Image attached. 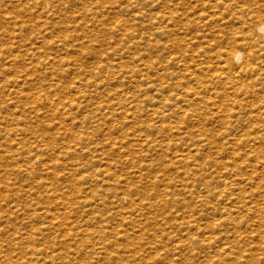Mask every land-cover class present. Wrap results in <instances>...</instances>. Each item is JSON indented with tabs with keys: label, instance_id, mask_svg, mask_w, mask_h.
<instances>
[{
	"label": "rangeland",
	"instance_id": "rangeland-1",
	"mask_svg": "<svg viewBox=\"0 0 264 264\" xmlns=\"http://www.w3.org/2000/svg\"><path fill=\"white\" fill-rule=\"evenodd\" d=\"M72 1L75 2L0 0L1 250L8 247L6 240L14 238L15 235L26 233L29 235V232L30 236L45 237L44 242L40 240L43 244L38 242L35 246L44 247L46 250L48 248L43 246L46 245V238L56 241L59 238V248L56 250L59 254L53 260L56 264H112L102 258L97 260V263H93L91 256L96 254L89 255L88 262H74L70 259L71 252L85 251L124 254L138 252V256L143 252L139 256L140 260L123 258L121 262L115 264H132L136 261H142L140 264H153L151 259H146L144 252H165L161 254L162 259H155V262L159 264L163 262L164 264H221V262L236 260L242 264H254L251 258H255L256 264H264V241H262L264 229L260 227L264 223V210L254 211L255 207L259 208L258 204H261L263 200L259 192L253 190V184H248L260 181L261 176L260 173L257 174L258 172L249 169L247 165V161L251 160L250 156L258 149L257 147L252 150L253 146L261 144L264 147L262 144L264 143L262 138L264 137V97L263 99L261 97V93L264 92V83L250 79L255 71L243 76L246 85L243 86L244 88H239V91L237 89L235 94H232L231 88L225 86L224 90L221 88L222 92L221 89L216 88L214 91L216 94L210 87L207 90L203 88V92H201L202 88H198L201 90H198L200 91L198 96L201 93L199 98L203 96L202 99L207 101L196 98V103L193 102L188 106L186 103H176V107L164 109L163 113L168 112L169 115L162 116V119L159 117L157 119L154 115L152 117L150 112L134 108L133 105L130 106L134 103L140 104L143 95L133 97L131 103L127 102L131 91L137 93V90L142 88V81L153 85L164 80V73L168 71L164 67L173 69V73L179 79H185L182 77L185 75L184 70L180 69L182 67L166 63V61L161 62L157 57L161 52L156 45L162 44L163 40L166 43V37L164 34L158 36L153 34L154 24H151L152 19L148 16L171 12L175 23L170 21L172 24L169 22L167 26L171 29L170 36L175 37L172 42L175 39L178 41L182 39L180 46L183 47L184 54L201 63L196 74L206 70L212 73L215 63L218 64L215 54L224 50L229 40L235 38L233 41L237 43L241 37L239 33L241 24L232 16L237 6H231L227 10L219 5L216 7L217 0H185L190 1L187 7L179 3L183 0H174L172 3H178L175 7L177 9H167L162 0H150L151 3L141 4L139 11H136L138 8L133 7L126 10L134 0ZM154 2L158 3L157 7L152 4ZM260 4L261 6L258 7H262L264 11V0H261ZM242 7L247 21H253L249 15L255 14L253 10L258 7L256 8L255 4L242 5ZM163 25L160 26L163 27ZM129 32H133V35L124 41ZM135 40L139 41V45L127 50L128 54H126L127 46ZM162 53L163 56L166 55V52L162 51ZM173 55L179 57L180 54L173 52ZM97 60L110 61L109 67L102 68V62ZM256 61H258L257 71H264V54L261 53ZM138 62H145L149 66L155 64L160 68H155L150 77H136L131 82H128L126 78L122 80L121 70L132 69L135 74ZM187 62L193 65L195 61ZM185 77L189 78L188 75ZM96 78L98 80L93 82ZM190 83H193V80ZM255 88L258 90H254ZM224 91L226 95L222 94ZM249 92H252L253 96ZM228 94L230 97L227 96ZM258 95L262 100L260 98L257 100ZM76 97L79 101H83L85 111L82 108L78 110V113L75 107L69 105L72 102H78ZM118 97L121 98L120 105L119 102L112 101L117 100ZM202 101L207 104L205 105ZM108 102L112 105L109 106ZM219 102L224 105H220ZM96 104L97 106L100 104V107L102 105V109L98 110L99 106L97 107ZM216 107L221 111H218ZM184 111L190 117L182 121L181 125L177 123L179 128H174L172 123L168 124L171 119H174L171 114L177 115ZM199 112L200 115H198ZM83 113L89 114L90 117L81 118ZM94 113L95 116H93ZM193 113L195 115H191ZM222 117L226 119L223 118L221 122ZM229 120L231 123H228ZM152 121L155 122L156 127L155 125L152 127L151 124H154ZM221 123L225 124V127ZM170 126L173 128L169 129ZM19 127H21L20 130H18ZM199 133L202 136H208L211 133L210 135L217 140L211 143V146L201 147L198 142L200 139L197 138ZM256 139L262 143L260 141H257L259 144L256 143ZM216 143L221 144V150L218 153H216V146L214 147ZM189 148L191 151L187 150ZM250 148L252 151H248ZM39 150L42 152H38ZM187 151L189 154L186 153ZM96 152L102 154L101 162H97L100 155L97 158L92 156L100 154ZM262 152L264 154V149ZM248 154H250L249 158H247ZM203 159H209L212 163L214 169L212 174L226 179L232 183V186H242V191L231 190L234 194L227 192L222 198L218 193L210 195L212 186L202 188L204 184L200 178L204 175L189 176L186 172L193 166V162ZM104 161H108V165ZM98 167L103 173H106L108 167L109 170L112 168L107 172L109 174L114 172V177L119 176L120 179L127 176V185H121L123 182L119 180L116 185L111 181L105 183L102 181L105 178L101 179L103 175L90 177L95 174V169L97 172ZM226 169L233 172L236 175L234 179L238 180L228 178L223 173ZM204 179L207 180L208 177L205 176ZM96 182L97 185H94ZM127 186L136 187L141 191L139 197L131 196L135 197L136 203L139 202L137 198L142 199L143 202L148 201L145 198H149L153 202L152 207L144 204V208L131 212V217L141 223L140 227L135 223L121 224L125 223L123 216L132 209L130 205H127L128 196L123 194L125 192L123 189ZM194 186L197 188L192 193H188V190ZM163 188H166V191L170 190V193L163 191ZM157 189L160 193L159 198L167 200L166 206H161L157 202L156 195L153 198L152 191ZM239 194H244V197L250 199L247 201L245 198L244 203H238L236 201L240 197ZM117 198L118 203H121L123 207L117 205ZM231 200L235 201L237 207L232 208L229 211L230 214L226 211L219 215L222 204L229 206ZM87 202L89 206L85 205ZM53 214H56L58 218L51 219ZM36 218H39L38 221ZM233 218L236 219V223L232 221ZM28 219L30 221H27ZM91 220L94 221L91 222ZM216 220L222 221L221 226L215 227L216 229L208 225L202 232L194 225L192 226L196 222L211 224ZM99 223L107 227L110 225L112 229L104 234L97 231L93 239L88 232L89 228L92 229L90 225L95 224L96 230ZM120 225L127 229V235L122 238L115 234V229L121 228ZM35 231L39 233L35 234ZM261 235L263 238L260 237ZM26 237L23 238L26 242L22 240L19 244H22L20 246L23 251L30 252L28 246L32 244ZM99 237L107 239L108 247L92 249L91 244L96 243ZM139 237L142 239L140 240ZM191 239L193 241L195 239V242ZM25 243L29 245H23ZM13 245H9V249L0 251V254L4 255L9 250L12 261L7 262L0 256V264H42V260H37L36 256L32 255L33 252L30 254L22 250L18 251ZM175 246H179L180 249H176ZM221 246H227V251L222 252ZM11 247H13L12 250ZM243 254L247 255V258H242Z\"/></svg>",
	"mask_w": 264,
	"mask_h": 264
},
{
	"label": "bare ground",
	"instance_id": "bare-ground-1",
	"mask_svg": "<svg viewBox=\"0 0 264 264\" xmlns=\"http://www.w3.org/2000/svg\"><path fill=\"white\" fill-rule=\"evenodd\" d=\"M46 1V0H45ZM61 1V0H60ZM71 2H73L72 0H70ZM152 1V0H151ZM172 1H174V0H162V3L164 4V5H166L167 7V9H170V8H173V9H177V8H175L176 6H177V4H173L172 3ZM191 1V0H190ZM190 1H185V0H183V1H180L179 3H182V4H185V5H187V7H188V5H189V3H190ZM49 2V1H48ZM75 2V1H74ZM73 2V3H74ZM151 3L150 2V0H134L132 3H130L129 5H128V7H127V9L126 10H130L131 9V7H133V8H138L136 11H139V8L141 7V4H147V3ZM195 2V1H194ZM197 2V1H196ZM260 2H261V0H217L216 2H215V6L216 5H219V6H221V8H225V9H227V10H229L230 9V7L231 6H237L236 7V9H235V11H234V14L232 15L234 18H235V20H236V22H238L239 24H241V27H240V30H239V33H241L240 34V38H239V41H237V43H236V41H233V40H229V42H228V45L225 47V49L224 50H222V51H220L218 54L216 53L215 54V59H216V61L218 62V64L217 63H215V67H213L214 69H213V72L210 74L209 72H208V70H206V71H204V72H200V74H196V70H197V68H199L201 65V63L200 62H197V60H194L192 57H190V58H188V56H186L185 54H184V52H183V47H181L180 45H181V40L182 39H180V41H178L177 39H175V41L174 42H172V40L175 38H173V36H170L171 35V29H169L168 28V26H167V24L171 21L172 23H175V20H174V18H173V16L171 15V12L170 13H167V14H165V13H159V14H156V15H151V16H148V17H150V19H152L153 20V22H152V20H151V24L153 25L154 24V33L153 34H157V36L158 35H160V34H164V37H166V39H165V41H166V43H164V40H163V43L162 44H157L156 45V47H158L159 46V51L161 52L160 53V55L159 56H157L160 60H161V62H163V61H166V63H171V64H174V65H176V66H180V67H182V68H180V69H183L184 70V72H185V75H182V77L183 78H185L184 80H182V79H179V77H177L176 76V74H174L173 73V69H168V68H166V67H164L165 69H167L168 71H166L165 73H164V80H162V81H160L159 83H156V84H153V85H148V83L146 82V81H142L141 82V84H142V88H140L139 90H137V93L135 92V93H132V91H131V95L127 98V102H130L131 103V101H133V97H137L138 95H139V97H140V95L142 96L143 95V98L141 99V101H140V104L138 103V104H130V106L131 105H133V107L134 108H138V109H142V110H145L146 112H150L151 114H152V117H153V115L154 116H156V118L157 117H159V119L163 116H165V115H167L168 114V112H167V114H164L163 112H164V109H166V108H168L169 107V109H170V107L171 106H173V107H176V103H186L187 105L186 106H188V105H190L191 103H193V102H195L196 101V98L198 99L200 96H201V93H200V96H198V92H200L201 90V88H202V91L201 92H203V88H204V90L206 89H209V87H210V89H212V91H213V93H215L214 91H215V89L216 88H219V89H223L224 90V86L226 87V88H231V92H233L232 94H235V92H236V90L238 89V91H239V88L241 89V87H243V86H245L246 84H245V82H244V78H243V76L245 77V75L248 73H252L253 71H255V74H253V76L251 77L250 76V79L252 78V80L253 81H260L261 82V84H263L264 83V71H262V72H258L257 70H258V61H256V59H258L259 58V56L261 55V53L262 54H264V21H263V16H264V11H263V8L261 7H258V6H261V4H260ZM49 4V3H48ZM153 5H156V6H154V7H157L158 6V3L156 2H154V3H152ZM204 4V3H203ZM250 4H255L256 5V10H253V9H251V10H253L254 12H255V14H250L249 15V17L250 18H253V21H247V19L245 18V13H244V8L242 7V5H250ZM140 5V6H139ZM149 5H151V4H149ZM181 5V4H180ZM180 5H179V7H180ZM148 6V5H147ZM146 6V7H147ZM191 6H193V5H191ZM195 6V5H194ZM151 7V6H150ZM217 7V6H216ZM215 7V8H216ZM59 9H61V8H59ZM82 9V8H81ZM133 10V9H132ZM186 11V10H185ZM185 14V13H184ZM139 16H141V15H139ZM185 16V15H184ZM144 17V16H143ZM248 17V18H249ZM180 18V17H179ZM183 18V17H182ZM181 19V18H180ZM188 20V19H187ZM168 21V22H167ZM170 22V23H171ZM177 22V21H176ZM171 23V24H172ZM161 24H164L163 25V27H161L160 25ZM124 26V25H123ZM171 28V27H170ZM133 35V32H129L128 34H127V36H126V38L124 39V41H126L130 36H132ZM237 36H239V35H237ZM231 37H233V36H231ZM230 37V38H231ZM234 37H236V35H234ZM229 38V39H230ZM177 40V41H176ZM156 42V41H155ZM162 42V41H161ZM168 42V43H167ZM139 45V41H137V40H135V41H133L129 46H127V48H126V54H128V52H127V50L129 51V50H131L132 48H136L137 46ZM84 46V45H83ZM85 47V46H84ZM162 51H164V52H166V55H164L163 56V53H162ZM173 52L174 53H177V54H180L179 55V57H177V56H175V55H173ZM206 52V51H205ZM124 54H125V51L123 52ZM172 53V54H171ZM202 53H204V52H202ZM123 54V55H124ZM122 55V56H123ZM92 56H95V55H92ZM175 56V57H174ZM99 56H97V58H98ZM109 57V56H108ZM94 58H96V57H94ZM162 58H164L165 60H163ZM101 59V58H100ZM105 59H108V58H105ZM114 59V58H113ZM109 60H110V58H109ZM101 61V60H100ZM100 61H98L97 60V62H100ZM102 61H104V60H102ZM101 61V62H102ZM155 60H153V62H154ZM180 61H183V62H180ZM187 61H191V62H194L193 63V65H191V63H188ZM108 62H110V61H106V62H102V68L104 67V69H106V68H108L109 66H108V64H110V63H108ZM112 62V61H111ZM112 64V63H111ZM98 65H99V63H98ZM208 67V66H207ZM59 68V67H58ZM74 68V67H73ZM72 68V69H73ZM155 68H160V66L159 67H157V66H155V64L153 65V66H149L147 63H145V62H138L137 63V68H136V70H137V73H135V74H133V70L132 69H128V70H124L123 69V71L121 70V75L123 74V76H121L120 75V77H122V80L124 79V78H126V80L128 81V82H131V81H133V80H135V78L137 77V78H144L145 76L146 77H150L151 75H152V73L155 71ZM206 68V67H205ZM202 69V68H201ZM74 70V69H73ZM72 70V71H73ZM76 70V69H75ZM74 70V71H75ZM211 70V69H210ZM71 71V70H70ZM73 71V72H74ZM79 71V70H78ZM157 71V70H156ZM212 71V70H211ZM115 72V71H114ZM119 72H120V70H119ZM206 72H208V74L206 73ZM70 73V72H69ZM80 73V72H79ZM77 74V73H76ZM95 74V73H94ZM118 74V73H117ZM169 74L171 75L170 77H169ZM210 74V75H209ZM96 75H98L97 73H96ZM119 75V74H118ZM186 75H188L189 76V78L188 77H185ZM207 75H209V77H207ZM250 75V74H249ZM83 76H84V74H83ZM96 77V76H95ZM94 77V78H95ZM249 77V76H248ZM118 78H119V76H118ZM215 79V80H214ZM245 79H247V78H245ZM249 79V80H250ZM95 80H98V78H96V79H94L93 80V82H95ZM173 80V81H172ZM191 80H193V83H190L191 82ZM252 80H251V82H252ZM99 81H101V80H99ZM248 81V80H247ZM229 85V86H226V85ZM248 85V84H247ZM252 85H253V83H252ZM251 85V86H252ZM141 85H139V87H140ZM222 86V87H221ZM262 86V85H261ZM198 88H200V89H198ZM244 88V87H243ZM262 88V87H261ZM222 89H221V92H222ZM253 89V88H252ZM142 90V91H141ZM198 90H200V91H198ZM228 90V89H227ZM248 90V89H247ZM254 90H258V89H254ZM254 90H252V91H254ZM262 90V89H261ZM76 91V90H75ZM211 91V90H210ZM209 91V92H210ZM225 91H226V89H225ZM225 91H224V93H222V94H225ZM243 91V90H242ZM260 91V90H259ZM208 92V91H207ZM217 92V91H216ZM258 92V91H257ZM167 93H169V94H167ZM250 93V92H249ZM264 93V92H263ZM263 93H261L262 95H261V97H262V99H263V97H264V95H263ZM165 94H167V95H165ZM216 94V93H215ZM222 94H221V96H222ZM239 94V96H240V92L238 93ZM250 94H252V92L250 93ZM258 94H259V92H258ZM219 95V94H218ZM226 95V94H225ZM84 96V95H83ZM148 96V97H147ZM227 96H229L230 97V95L228 94ZM232 96V95H231ZM236 96H238V95H236ZM238 96V97H239ZM252 96H253V94H252ZM260 95H258L257 97H258V99L257 100H259V97ZM131 97V99H129ZM138 97V98H139ZM208 97H210V96H208ZM207 97V98H208ZM215 97V96H214ZM223 97V96H222ZM251 97V96H250ZM72 98V97H71ZM133 98V99H132ZM202 98H204L203 96L201 97V98H199V99H202ZM206 98V97H205ZM206 98V99H207ZM224 98H227L226 96H224ZM232 98V97H231ZM252 98V97H251ZM250 98V99H251ZM76 99H77V103H73L72 101V99H70V100H72L70 103L71 104H69L71 107H75L76 108V111L79 113V111L78 110H80V109H82L83 108V111H85V106H84V104L82 103L83 101H79L78 100V98L76 97ZM75 99V100H76ZM129 99V100H128ZM163 99V100H162ZM210 99V98H209ZM236 99V98H235ZM261 99V98H260ZM261 99V100H262ZM120 100H121V98H117V100H112L114 103L115 102H119L118 104L120 105ZM162 100V101H161ZM202 100H205V99H202ZM229 100V102H230V99H228ZM227 100V101H228ZM234 100V99H233ZM232 100V101H233ZM261 100H260V102H261ZM144 101V103H142ZM205 101H207V100H205ZM220 101V100H219ZM224 101V100H223ZM222 101V102H223ZM237 101L239 102V100H238V98H237ZM252 101V100H251ZM110 102V101H109ZM108 102V104H109V106L110 105H112L111 103H109ZM203 102V101H202ZM202 102H200V103H202ZM212 102H213V100H212ZM221 102V103H222ZM259 101H258V103H260ZM142 103V104H141ZM196 103V102H195ZM204 104H205V102H203ZM215 103V102H214ZM217 103V102H216ZM220 103V102H219ZM220 103V105H224L223 103L221 104ZM228 103V102H227ZM226 103V104H227ZM255 103V102H254ZM129 104V103H128ZM197 104H199V103H197ZM206 104H207V102H206ZM205 104V105H206ZM213 104V103H212ZM229 104V103H228ZM231 104H233L232 102H231ZM253 104V103H252ZM256 104H257V101H256ZM200 105H203V104H200ZM208 105H209V103H208ZM218 105V104H217ZM220 105L218 106V107H220ZM258 105V104H257ZM260 105H261V103H260ZM263 105V104H262ZM96 106H97V104H96ZM99 106V107H98ZM97 107H98V110L101 108L102 109V105H101V107H100V104L98 105ZM180 106H182V105H180ZM204 106V105H203ZM211 106H214V105H211ZM253 106V105H252ZM264 106V105H263ZM116 107V106H115ZM114 107V108H115ZM210 107V106H209ZM208 107V108H209ZM215 107V106H214ZM218 107H216V109L218 108ZM225 107H226V105H225ZM230 107H232V106H230ZM258 107V106H257ZM262 107V106H261ZM74 108V109H75ZM114 108H112V110L114 109ZM128 108H130V107H128ZM200 108H202V107H200ZM205 108V107H204ZM213 108V107H212ZM224 108V107H223ZM223 108H222V110H223ZM253 108H255V107H253ZM210 109V108H209ZM214 109V108H213ZM219 109V108H218ZM217 109V110H218ZM261 109V108H260ZM91 110V109H90ZM97 110V109H96ZM115 110V109H114ZM141 110V111H142ZM224 110H225V108H224ZM229 110V109H228ZM227 110V111H228ZM232 110V109H231ZM253 110V109H252ZM251 110V111H252ZM82 111V110H81ZM137 111H139V110H137ZM218 111H221V110H218ZM226 111V110H225ZM233 111H235V110H233ZM259 110H257V112H258ZM91 112L93 113V111L91 110ZM134 112H135V110H134ZM140 112V111H139ZM138 112V113H139ZM143 112V111H142ZM214 112H215V110H214ZM229 112V111H228ZM227 112V113H228ZM255 112V111H254ZM87 113V112H86ZM89 113V112H88ZM165 113H166V111H165ZM215 113H217V111L215 112ZM232 113V112H231ZM91 114V113H90ZM142 114H144V113H142ZM147 114V116H149V114L148 113H146ZM159 114H160V116H159ZM221 114V113H220ZM220 114H218V115H220ZM226 114V113H225ZM96 114L94 113V115L93 116H95ZM100 115H102V114H100ZM141 115V114H140ZM169 115V114H168ZM191 115H195V113H193V114H191ZM197 115V114H196ZM198 115H200V112L198 113ZM197 115V116H198ZM224 115V114H223ZM228 115H229V113H228ZM259 115V114H258ZM91 116H92V114H91ZM171 116H173L174 117V119L172 120H170L169 121V123L168 124H170V123H172L171 125L172 126H174V128H179V126H177V123H180V125H181V122L182 121H186V119H188L190 116L184 111V112H182L181 114H177V115H172L171 114ZM221 116H222V114H221ZM87 117H90V115L89 114H84L83 113V115H82V117L81 118H87ZM149 117H151V116H149ZM149 117H146V119L148 118L149 119ZM170 117V116H169ZM203 117V116H202ZM259 117V116H258ZM96 118V117H95ZM98 118V117H97ZM155 118V119H156ZM167 118V117H166ZM201 118V117H200ZM224 117H222L220 120H221V122H222V119H223ZM229 118V117H228ZM250 118V117H249ZM261 118V117H260ZM263 118V117H262ZM91 119V118H90ZM154 119V118H153ZM158 119V118H157ZM156 119V120H157ZM162 119V118H161ZM168 119V118H167ZM224 119H226V118H224ZM230 119V118H229ZM253 119V118H252ZM18 120V119H17ZM95 120V119H94ZM149 120H151V119H149ZM92 121V120H91ZM155 121V120H154ZM154 121H152V122H154ZM231 120H229L228 121V123L230 122ZM83 122H85V121H83ZM88 122H90V121H88ZM87 122V123H88ZM263 122V121H262ZM86 123V122H85ZM166 123V122H165ZM164 123V124H165ZM231 123V122H230ZM147 124V123H146ZM183 124V123H182ZM152 125V127H153V125H155V127L157 126L156 124H155V122H154V124H151ZM160 125V124H159ZM167 125V124H166ZM179 125V124H178ZM221 125H222V123H221ZM254 125H256V124H254ZM261 125V124H260ZM147 126V125H146ZM222 126H224L225 127V124H223ZM20 128L21 127H19L18 128V130H20ZM146 128V127H145ZM148 128V127H147ZM169 129L171 128V126L170 127H168ZM173 128V127H172ZM171 128V129H172ZM148 130V129H147ZM245 130V129H244ZM146 130H144V132H145ZM172 131H174V130H172ZM147 132V131H146ZM244 133V132H243ZM211 134V133H210ZM206 135V136H202V134L201 133H199L198 135V139H200L198 142L200 143V146L201 147H206V146H211V143H214L216 140H217V138H215V137H212V135ZM219 134V133H218ZM263 134V133H262ZM146 135H147V133H146ZM150 135V134H149ZM148 135V136H149ZM214 135V134H213ZM227 135V134H226ZM255 135V134H254ZM217 136H219V135H217ZM228 136V135H227ZM257 136V135H256ZM264 136V135H263ZM219 137H221V135L219 136ZM243 137V136H242ZM215 138V139H214ZM230 138V137H229ZM233 138H235V137H233ZM240 138V137H239ZM246 138H247V136H246ZM255 138V137H254ZM254 138H253V141H254ZM258 138H260V137H258ZM262 138H264V137H262ZM150 139H151V137H150ZM146 140V139H145ZM238 140V139H237ZM262 140V139H261ZM245 141V140H244ZM252 141V144L254 143ZM256 141V143H258L259 144V142H257V141H260V140H255ZM264 141V140H263ZM239 142V141H238ZM248 143V142H247ZM251 143V142H250ZM260 143H262L261 141H260ZM96 144V143H95ZM106 144H107V142H106ZM186 144H188V143H186ZM191 144V143H190ZM194 144V143H193ZM217 144V143H216ZM242 144V143H241ZM251 144V146H253ZM262 144H264V143H262ZM45 145H47V143H45ZM96 147L98 146V145H95ZM94 146V147H95ZM107 146H108V144H107ZM189 146V145H188ZM216 146V147H215ZM218 146H220V147H218ZM244 146V145H243ZM250 146V145H249ZM93 147V148H94ZM98 147H100V146H98ZM102 147H104V146H102ZM101 147V148H102ZM194 147V146H193ZM214 147H215V149H216V153H218L219 152V150H221V144L219 145V144H217V145H214ZM258 147V149H257V151L254 153L253 152V154H252V156H250L251 157V160L250 161H247V165L250 167L249 169H251L253 172H258L257 174H259L260 173V176H261V180L260 181H258L257 180V182L255 181V182H249L248 184H253V186H252V188H253V190H256L257 192H259V194H260V196H261V200H263V202L261 203V204H258L259 205V208L257 209L256 207H255V212H256V210L259 212H261L262 210H264V154H263V152H262V149H264V147H263V145L261 146V144H259L258 146L256 145L255 147L253 146V148H252V150L254 149V148H257ZM260 147H263L262 149L260 148ZM105 148V147H104ZM110 148H112V147H110ZM119 148V147H118ZM117 148V149H118ZM185 148V147H184ZM183 148V149H184ZM89 149H90V147H89ZM88 149V150H89ZM116 149V148H115ZM106 150V149H105ZM112 150V149H111ZM182 150V149H181ZM188 151L190 150L191 151V149L189 148V149H187ZM238 151H239V149H237ZM251 150V148L250 149H248V151H250ZM251 150V151H252ZM96 151V150H95ZM94 151V152H95ZM103 151V150H102ZM101 151V152H102ZM108 151H109V148H108ZM185 151H186V149H185ZM186 152V153H188L189 154V152ZM38 152H42V150H39ZM37 152V153H38ZM91 153H92V151H90ZM89 152V153H90ZM111 152H113V151H111ZM120 152V151H119ZM199 152V151H198ZM197 152V153H198ZM85 153H87V152H85ZM96 153H100V152H96ZM104 154H105V152H103ZM194 153V152H193ZM196 153V152H195ZM236 153V152H235ZM234 153V154H235ZM247 153V152H246ZM249 153V152H248ZM184 154V153H183ZM98 155H100V157L99 158H97L98 157ZM101 153L100 154H96V155H92V156H94L95 158H97L98 159V161L97 162H101L102 160H101ZM178 155H182V154H178ZM187 155V154H186ZM237 155V154H236ZM246 155V154H245ZM250 154H248L247 155V158H249L248 156H249ZM32 156V155H31ZM35 156H36V154H35ZM89 156L91 157V155L89 154ZM34 157V156H33ZM88 157V156H87ZM186 157V156H185ZM187 157H188V155H187ZM186 157V158H187ZM107 158V157H106ZM179 159V158H178ZM89 160H90V158H89ZM92 160V159H91ZM176 160H177V157H176ZM245 160H246V157H245ZM96 160H94V162H95ZM179 161V160H178ZM93 162V161H92ZM107 165H108V161H104ZM118 162V161H117ZM177 162V161H176ZM183 162H184V160H183ZM241 162V161H240ZM246 162V161H245ZM110 163V162H109ZM244 163V162H243ZM104 163H102V165H103ZM193 166L192 167H190L189 169H187L186 170V172H187V174L189 175V176H192V175H194V176H196V175H204L203 177H201L200 179L201 180H203V186H202V188H204V189H206L207 188V186L208 185H210V186H212L213 187V190L212 191H210L209 192V194L210 195H214L215 193H218V195L219 196H221V198L225 195V193H227V192H234V191H231V190H237V192H241L242 191V186H237V185H235V186H232L231 184L232 183H229L226 179H224V178H220V176H216V175H214V174H212V170H214L213 169V165H212V163L210 162V160L209 159H203L202 161H197V162H193V164H192ZM244 165H245V163H244ZM94 166H96V165H94ZM106 166V165H105ZM246 166V165H245ZM112 168H110V170H111ZM109 170V167H108V170L107 171H110ZM106 171V173H103L102 172V169L100 168L99 169V167H98V169H97V172H96V169H95V174L94 175H92V176H90V177H94L95 175H103V178H101V179H104L105 178V180H102V181H105V183H108V181H111V182H114V184L116 185L117 183H118V180L120 181V182H123V183H121V185H127V181H126V177L124 176V178L123 177H121V179L119 178V176L118 177H114V172L113 173H108ZM185 172V173H186ZM225 175H227V177L228 178H231V180H238V179H234V177H236V175L233 173V172H231L229 169H226L224 172H223ZM130 174V173H129ZM140 174V173H139ZM148 174V173H147ZM184 175H186V174H184ZM205 176L206 177H208V179L207 180H205L204 178H205ZM90 177L88 178L89 180H90ZM123 178V179H122ZM95 180H97V179H95ZM95 180H93V182L95 181ZM253 181V180H252ZM111 182H110V184H111ZM119 182V183H120ZM168 184H171V183H168ZM94 185H97V182H96V184H94ZM101 185H102V183H101ZM100 185V186H101ZM104 185V184H103ZM112 185V184H111ZM250 185V186H251ZM165 186V185H164ZM169 186V185H168ZM1 187V186H0ZM112 187V186H111ZM12 188V187H11ZM159 188V187H158ZM197 187L196 186H194V187H192L190 190H188V193L190 192V193H192L195 189H196ZM46 189V188H45ZM155 189V188H154ZM204 189H203V191H204ZM10 190V189H9ZM47 190V189H46ZM107 190V189H106ZM124 190H125V192H124ZM165 190V192H167L166 191V188H163V191ZM175 190V189H174ZM162 191V192H163ZM27 192V191H26ZM30 192V191H29ZM113 192V191H112ZM123 194L124 195H126V196H128V198H129V203L127 204V205H130L131 206V211H127V213L128 214H126V215H124L123 216V220L125 221V223H121V224H132V223H135L137 226H139L140 227V225H141V223L140 222H138L137 220H135L134 218H132L131 217V212L132 211H134V210H136V209H141V208H144V204H147L149 207H152V205H153V202L151 201V200H149V198H145L146 200H148V201H145V202H143L142 201V199L140 200L139 198H137V201H139L138 203H136L135 202V197H131L132 195H139V193L141 192L139 189H137L136 187H125V189H123ZM121 193H122V191H121ZM168 193H170V190L168 191ZM173 193V192H172ZM232 193H230L231 195H233ZM154 194V197L153 198H155V195H156V197H157V202L161 205V206H166L167 205V200L164 198V199H162L161 197L159 198V195L158 194H160L159 193V190L157 189V190H154V191H152V195ZM104 195V194H103ZM165 195H167V194H165ZM230 195V196H231ZM240 195V197H239V199L236 201V202H238V203H244L246 200L248 201L250 198H246V197H244L245 195L244 194H239ZM107 196V195H106ZM142 196H143V194H142ZM141 196V198H143L144 199V197H142ZM149 196V195H148ZM229 196V197H230ZM55 197V196H54ZM109 197V196H108ZM116 197H118L119 198V196H117L116 195ZM121 197V196H120ZM139 197V196H138ZM118 198L116 199L117 200V205L119 204L118 203ZM225 198H227V197H225ZM245 198H246V200H245ZM121 199V198H120ZM139 199V200H138ZM151 199V198H150ZM94 200V199H93ZM104 201V200H103ZM106 201H110V200H106ZM114 201H115V199H114ZM120 201V200H119ZM91 203V202H90ZM77 204V203H76ZM85 204V203H84ZM83 204V205H84ZM103 204V203H102ZM109 204H111V203H109ZM114 204H115V202H114ZM13 205V204H12ZM31 205H34V204H31ZM85 205H87V206H89L90 204H88V202H87V204H85ZM112 205V204H111ZM116 205V204H115ZM119 205H121V203L119 204ZM28 206H30V205H28ZM67 206V205H66ZM93 206V205H92ZM104 206V205H103ZM122 206V205H121ZM147 206V207H148ZM11 207V206H10ZM35 207V206H34ZM39 207V206H38ZM115 207V206H114ZM119 207V206H118ZM123 207V206H122ZM234 207H237L236 205H235V201L234 200H231V202H230V205L229 206H225L224 205V203L222 204V206H221V210H220V212H219V215H222V213L221 212H229V211H231L232 210V208L234 209ZM40 208V207H39ZM92 208V207H91ZM119 208H121V207H119ZM124 208H125V206H124ZM146 208V207H145ZM25 209V208H24ZM31 209V208H30ZM58 209V208H57ZM68 210V209H67ZM78 210V209H77ZM76 210V211H77ZM86 210V209H85ZM89 210V209H88ZM51 211V210H50ZM70 211V210H69ZM73 211H74V209H73ZM94 211V210H93ZM105 211V210H104ZM115 211V210H114ZM119 211H121V210H118V212ZM66 212V211H65ZM85 213H86V211H84ZM116 212V211H115ZM97 213V212H96ZM113 213V212H112ZM117 213V212H116ZM116 213H114L115 215H117ZM121 213H123L122 211H121ZM196 213V212H195ZM72 214V213H71ZM111 214V213H110ZM109 214V215H110ZM226 214V213H225ZM229 214H230V212H229ZM229 214H227L228 216H230ZM33 215V214H32ZM31 215V216H32ZM39 215V214H38ZM97 215V214H96ZM123 215V214H122ZM26 216H28V215H26ZM36 216V215H35ZM64 216V215H63ZM30 217V216H29ZM32 217H34V216H32ZM31 217V218H32ZM44 217V216H43ZM50 217V216H49ZM93 217H95V216H93ZM53 218H58V216H56V214H53L52 215V217H51V219H53ZM98 218V217H97ZM30 219V218H29ZM27 220V221H30V220ZM38 219L39 218H36V220L38 221ZM88 219V218H87ZM92 219V218H91ZM103 219V218H102ZM94 220H97V219H94ZM93 220V221H94ZM100 220V219H99ZM235 221V223H236V219L235 218H233L232 219V221ZM92 220H91V222H93ZM122 221V220H121ZM190 221V220H189ZM229 221H230V219H229ZM233 221V222H234ZM188 222V221H187ZM222 221L221 220H216L215 222H212L211 224H209L208 222H205V223H198V222H196V223H194V224H192V226L194 225L195 226V228L196 229H198V230H200V231H204V229L205 228H207V226L208 225H211L212 226V228L214 227H220L221 226V223ZM231 222V221H230ZM232 222V223H233ZM116 223H118V222H116ZM182 223V222H181ZM189 223V222H188ZM29 224V223H28ZM27 224V225H28ZM98 224V223H97ZM186 224V223H185ZM191 224V223H190ZM43 225V224H42ZM119 225V224H118ZM235 225V224H234ZM91 226V230H90V228H89V235L94 239L95 237H96V232L97 231H100L101 233H103L104 234V232H108L110 229H112V227H110V225H108L109 227H107V226H105L103 223L101 224V223H99V225H97V228H96V230L94 229V227L96 226L95 224H92V225H90ZM93 226V227H92ZM123 226V225H122ZM121 225L119 226V227H121V228H119V229H115V234H117L120 238H122L123 236H126L127 235V229L126 228H123ZM69 227V226H68ZM85 227H87V226H85ZM260 227L261 228H263L264 229V223H262L261 225H260ZM42 228V227H41ZM44 228V227H43ZM84 228V227H83ZM215 228V229H216ZM45 229V228H44ZM35 230V229H34ZM37 230V229H36ZM39 230V229H38ZM88 230V229H87ZM206 230V229H205ZM208 230V229H207ZM1 231V230H0ZM9 231V230H8ZM32 231V230H31ZM30 231V232H31ZM41 231V230H40ZM58 231V230H57ZM114 231V230H113ZM138 231V230H137ZM2 232V231H1ZM13 232V231H12ZM6 233V232H5ZM35 234L36 233H39V231H35L34 232ZM112 233V232H111ZM28 234L29 235H27V233L26 234H24V235H15L14 236V238H11V237H9V238H11V239H13V240H6V241H8V244L9 245H11L12 246V244H14L13 246H14V248L15 249H17L18 251L19 250H22V248H21V246H22V244H19L22 240H23V238H25L26 236H28V242L29 243H31L32 245L30 246L29 244H27V245H29L28 246V248H29V250H30V252H25V251H23L22 250V252H24V253H30V254H32L31 252H33V254L32 255H34V256H36V259L37 260H42V264H56L53 260L57 257V255L59 254V251L58 252H56V250H57V248H59V238L57 239V238H55V239H57V241L56 240H53V239H51V240H49V237H48V239L46 238V241H45V243H46V245L44 244L43 246H46L48 249L46 250V248H44V247H42V248H37L36 246H35V244L37 245V243L38 242H40V243H42L40 240H43L44 238H42V237H36V236H30V233L28 232ZM136 235V234H135ZM141 235V234H140ZM57 236V235H56ZM117 236V237H118ZM76 237V236H75ZM81 238L83 237V234L80 236ZM103 237H104V235H103ZM103 237H99L98 238V241L96 242V243H94L93 242V244H91V248L92 249H95V247L96 248H103V249H105L106 247H108L107 245V239L105 238V239H103ZM261 238H263V235H261L260 236ZM6 238V237H5ZM4 238V239H5ZM77 238V237H76ZM75 238V239H76ZM84 238H86V236L84 237ZM88 238H89V236H88ZM92 238H89V239H92ZM115 239H117L116 237H114ZM153 238V237H152ZM3 239V240H4ZM71 239V238H70ZM74 239V240H75ZM92 239V240H93ZM139 239H140V237H139ZM142 239V238H141ZM140 239V240H141ZM259 239V238H258ZM2 240V241H3ZM87 240V239H86ZM106 240V241H105ZM192 240V239H191ZM71 241V240H70ZM85 241V240H84ZM193 241V240H192ZM191 241V242H192ZM262 241H264V239H262ZM0 242H1V240H0ZM3 242H5V241H3ZM2 242V243H3ZM23 242H26V239L25 240H23ZM22 242V243H23ZM43 242H44V240H43ZM88 242V241H87ZM139 242V241H138ZM193 242H195V239H194V241ZM192 242V243H193ZM137 243V242H136ZM196 243H198V241L196 242ZM5 245H6V243H4ZM43 244V243H42ZM76 244V243H75ZM87 244V243H86ZM9 245H8V247H9ZM21 245V246H20ZM23 245H26V243L25 244H23ZM26 245V246H27ZM39 245V244H38ZM57 246V247H55V246ZM84 245V244H83ZM1 243H0V251H4V250H6V248L7 249H9L8 247H6V246H4V247H6L5 249L3 248V250H1ZM51 247H53L52 249H50ZM89 247V246H88ZM23 248H26V247H23ZM27 248V249H28ZM44 248V250H42ZM85 248V247H84ZM175 248L176 249H180V247L179 246H175ZM11 250L13 249V247H11L10 248ZM63 249V248H62ZM75 249V248H74ZM227 249H228V247L227 246H221V251L222 252H225V251H227ZM26 250V249H25ZM79 250V249H78ZM86 250V249H85ZM87 250H88V248H87ZM16 251V250H15ZM15 251H13V252H15ZM27 251V250H26ZM74 251V250H73ZM80 251V250H79ZM92 251H95V250H92ZM7 252V251H6ZM17 252V251H16ZM12 253V252H11ZM73 253H75V255L73 256ZM125 253H127V254H124V253H119V252H90V251H88V252H71V255H70V259H72L74 262H84V261H86V262H88L89 260H88V257H89V255L91 256L92 254H96V255H94V256H91V257H93V263H97V260H99L100 258H102V260H106L107 261V263H118V262H121L122 261V259L123 258H130L131 260H140L141 258L139 257V256H141L142 254H143V252H142V254L141 255H137L138 254V252H125ZM163 253H165V252H144V256H146V259L148 260V259H151V261H152V263L153 264H159V262L158 263H156L155 262V259L157 258V259H162L163 257L161 256V254H163ZM146 254V255H145ZM12 254H10L9 253V250H8V253L6 254H4V255H2V254H0V256H1V258L3 257V259H5V261H7V262H10V261H12V256H11ZM100 255H102L101 257H100ZM242 258H247V255H245V254H243L242 256H241ZM90 258V257H89ZM251 260H254V264H256V260H255V258H251ZM140 262H142V261H136V262H134V263H132V264H140ZM165 262H163L162 264H164ZM75 264V263H74ZM83 264H85V263H83ZM221 264H242V263H240L239 261H229V262H221Z\"/></svg>",
	"mask_w": 264,
	"mask_h": 264
}]
</instances>
